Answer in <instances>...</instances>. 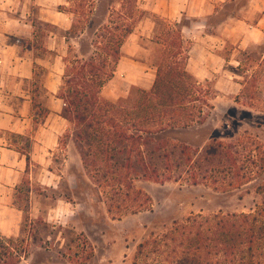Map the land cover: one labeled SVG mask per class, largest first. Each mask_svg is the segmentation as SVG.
Here are the masks:
<instances>
[{"label": "rangeland", "instance_id": "374dc122", "mask_svg": "<svg viewBox=\"0 0 264 264\" xmlns=\"http://www.w3.org/2000/svg\"><path fill=\"white\" fill-rule=\"evenodd\" d=\"M245 1L237 0L233 5ZM134 5L135 0H70V6L64 10L75 14L72 32L79 37L69 45L66 64L70 67L77 59L89 61L98 53L108 59L109 67L113 69L116 59L107 54V48L111 47V53L116 55L117 42L124 29L137 27L147 16ZM259 16L254 15L251 19L256 21ZM153 21L156 25L154 37L145 38L144 49L137 59L156 71L162 49L160 35L169 27L166 20L154 17ZM184 48L188 50L185 43ZM234 48L231 43L226 47V58L232 64H225L199 80L210 89L213 106L205 124L168 130L159 135L160 139L188 148L192 164L197 167L201 166L203 150L215 141L235 145L242 137H248L264 142V42L235 52ZM116 72L102 91L106 87L124 91V84L128 82L121 77L119 82L110 85ZM37 73L40 80L44 79L45 70L37 69ZM148 82L147 79L143 86L127 87V94L121 98L136 93L140 87L149 88ZM12 84L10 82L7 90H15ZM246 85L249 90L238 101ZM22 87L30 88L26 83ZM134 87L137 88L132 91ZM48 98L49 95L41 90L39 101L46 104ZM74 142L71 127L61 139L60 147L51 153L49 168L34 162L31 175L24 178L17 190L14 202L26 212L22 231L15 238L24 240V247L28 249V256L21 264H161L149 249L144 255L137 256L139 245L152 237H163L175 223H182L190 216L253 213L264 199L256 192L264 174L241 188L227 191L214 189L209 179H203L204 173L199 176V172H195L194 175L184 168L177 178L165 182L135 178L134 188L152 198L151 210L115 217L108 212L106 192L95 184L81 164ZM27 149L32 151V147ZM180 153L181 150L176 152L174 164L184 160ZM172 159L174 161V157ZM155 163L163 166L165 161L156 160ZM47 170L53 173L51 182L45 180ZM60 206H66V209L62 208L57 214L55 209Z\"/></svg>", "mask_w": 264, "mask_h": 264}, {"label": "trees", "instance_id": "16d2710c", "mask_svg": "<svg viewBox=\"0 0 264 264\" xmlns=\"http://www.w3.org/2000/svg\"><path fill=\"white\" fill-rule=\"evenodd\" d=\"M166 24L169 30L160 35L162 49L149 90L139 88L118 100L102 96L104 85L115 75L121 47L136 26L119 36L116 55L107 48L116 59L113 69L98 53L89 61L66 64L59 93L65 102L63 115L72 127L85 169L106 192L108 212L115 217L151 210L152 198L134 188L135 178L160 183L177 178L187 168L194 175L204 173L203 179H209L214 189L230 191L264 174V142L256 139L242 137L235 145L215 141L203 150L197 167L188 148L159 138L168 130L205 124L213 109L210 89L188 70V50L178 23ZM247 90L248 85L238 101ZM36 107L40 118L48 116L41 104ZM180 150L184 160L174 164ZM156 160L165 163L160 166ZM256 192L264 197V180ZM147 249L161 264H264V199L253 213L190 216L163 237L140 244L137 256ZM27 256L24 240L0 235V264H21Z\"/></svg>", "mask_w": 264, "mask_h": 264}, {"label": "crops", "instance_id": "0c3cea01", "mask_svg": "<svg viewBox=\"0 0 264 264\" xmlns=\"http://www.w3.org/2000/svg\"><path fill=\"white\" fill-rule=\"evenodd\" d=\"M234 1L237 2L138 0L139 8L147 16L121 47L117 76L110 85L119 82V77L128 83L124 84L123 92L106 87L102 95L118 100L125 97L127 87L143 86L147 79L150 86L142 89L152 88L156 71L137 56L144 49L145 38L154 37V17L178 23L188 46V70L198 80L233 63L226 58L230 43L235 46L234 52L263 43L264 0L233 5ZM69 6L70 0H0V235L3 237L17 238L22 231L26 212L17 206L14 197L24 178L31 175L34 162L49 168L51 153L60 147L61 139L70 130L63 115L65 102L59 97L69 45L79 37L72 32L75 14L64 10ZM254 15H260L258 20L251 19ZM37 69L45 70L44 79H39ZM10 82L15 90H7ZM25 83L30 88L24 89ZM41 90L49 95L46 104L38 99ZM36 104L48 110L46 118H40ZM80 161L84 166L82 157ZM46 173L45 180L51 182L53 173L51 170ZM62 208L66 206L55 212L59 214Z\"/></svg>", "mask_w": 264, "mask_h": 264}]
</instances>
